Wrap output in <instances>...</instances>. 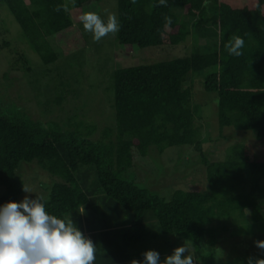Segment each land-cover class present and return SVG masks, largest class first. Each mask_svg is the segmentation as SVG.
<instances>
[{"label": "trees", "instance_id": "trees-1", "mask_svg": "<svg viewBox=\"0 0 264 264\" xmlns=\"http://www.w3.org/2000/svg\"><path fill=\"white\" fill-rule=\"evenodd\" d=\"M100 2L72 0L70 10L68 0H0L45 66L59 55L84 51L78 18L99 13ZM116 17L119 46L175 49L192 37V52L114 69L112 122L96 139L94 125L86 128L74 117L66 124L34 120L0 97V204L20 201L26 186L17 169L36 163L54 178L43 196L46 210L71 218L93 241L94 264H130L147 250L163 259L174 250L171 238L190 241L194 264H231L216 259L219 232L233 227L241 236L255 232L254 241L264 237V155L238 140L212 159L206 143L227 140L222 131L230 128L264 144V0H116ZM1 23L7 24L3 18ZM3 30L0 48H8ZM234 36L244 40L239 56L226 48ZM18 53L16 61L29 63ZM199 74L204 89L218 96L219 137L203 134L198 120L207 116L205 103H194L192 87L185 86ZM56 83L63 90L69 85ZM54 91L59 104L62 91ZM206 126L209 133L215 130ZM188 151L184 167L205 166V189L177 187L165 199L147 188V178L128 174L134 169L159 175L165 172L159 161L164 153L176 155L181 165Z\"/></svg>", "mask_w": 264, "mask_h": 264}, {"label": "rangeland", "instance_id": "rangeland-1", "mask_svg": "<svg viewBox=\"0 0 264 264\" xmlns=\"http://www.w3.org/2000/svg\"><path fill=\"white\" fill-rule=\"evenodd\" d=\"M71 1L68 0L70 10L73 7ZM100 7L99 14L105 19L107 15L116 16V0H101ZM0 10L3 13L0 18H3L7 22L4 26L2 24L4 22L2 21L1 24L4 27L0 24V42L3 40V29L8 30L5 32V35L9 39V47L0 48V97H2V101L14 102L34 120L66 124L69 123V118L74 117L71 120L78 119L83 121L86 128L94 125L95 131L91 137L95 139L100 136L102 129L105 126H110L112 122L111 103H113L114 98L112 73L114 69L171 59L192 52V37L175 49H172L173 47L155 49L139 48L137 46L130 48L119 46L116 43V33H109L100 41H94L92 33L86 32L82 24L78 22L77 24L81 27L87 43L84 51L71 53L69 56L59 55L60 57L55 63L45 66L42 65L39 56L28 44L19 24H17L9 10L2 3L0 4ZM203 45L204 42L201 41L199 44L201 50L205 48ZM55 50L60 53L57 47H55ZM18 52L24 53L29 63L25 64L22 61H16ZM75 57L77 60H73V62L69 61V59H74ZM64 61H67V63ZM65 65L67 67L71 65L75 66L73 68H67ZM28 67L30 71L28 75L24 76V71ZM5 72H8L6 77L4 76ZM59 80L67 81L69 85L65 86L63 90L62 86L56 83ZM202 83V75L201 78L192 76L185 82V86L192 87V101L194 103L200 105L205 103V106H202H204L203 110L205 109L207 111V116L205 119L198 120V125L202 129L203 134H209L214 138L219 137V124L217 121L218 96L214 92L205 90ZM54 88L62 91L63 100L59 104L54 101L56 97ZM37 92H40L39 96H36ZM45 100H49V103L44 104L43 101ZM40 102H43V104ZM206 123L210 128L213 129L214 127L215 130L213 129L214 131L210 133L207 132L208 128ZM222 133L226 135L227 140L221 138L215 144L211 142L206 143L212 159L221 158L222 151H224L225 147L238 140L248 142L251 146V151L258 157L264 155L262 151L264 144L261 145L256 142L248 134L236 132L230 128L223 129ZM205 139L204 137L203 140ZM176 148L178 147L171 148L167 151ZM217 153L219 155L215 157ZM190 154L192 153L188 151L182 156L185 161L181 165H176V155H173L172 158L163 157L162 155L159 161L163 160L162 167L165 172L159 175H152L151 173L144 174V171L135 173L134 169L128 170V174L131 177L143 176L147 178V188L165 199H169L177 187L183 186L190 189H205L206 180L203 172L205 166L199 162L196 166L192 167L193 169H189L187 166L184 167L185 162L189 160ZM178 166H183V169L177 170ZM17 174L24 181L26 188H29L33 192L22 193L20 201L25 196H46L48 187L54 179L36 163L19 165ZM0 188L3 189L1 186ZM261 213L264 215V206L262 207ZM255 238V232L249 236H241L235 233L233 227L229 231L219 232V239L215 247L217 261H228L231 264H237L239 261L238 264H247L249 257L264 259V254H261L263 249L256 246V242L264 241V237H258L259 239L254 241ZM183 244L182 241L171 238L169 250L172 248L175 249ZM191 250L192 247H190ZM248 252L249 255H247Z\"/></svg>", "mask_w": 264, "mask_h": 264}, {"label": "clouds", "instance_id": "clouds-1", "mask_svg": "<svg viewBox=\"0 0 264 264\" xmlns=\"http://www.w3.org/2000/svg\"><path fill=\"white\" fill-rule=\"evenodd\" d=\"M79 22L94 41L119 30L115 15L84 12ZM244 40L234 36L226 44L229 55H241ZM26 193H33L24 187ZM256 246L264 249V241ZM96 245L69 217L60 218L46 210L43 196H25L21 201L0 204V264H94ZM142 260L130 264H194L190 245L185 242L161 259L156 250H147ZM247 264H264V259L249 257Z\"/></svg>", "mask_w": 264, "mask_h": 264}]
</instances>
